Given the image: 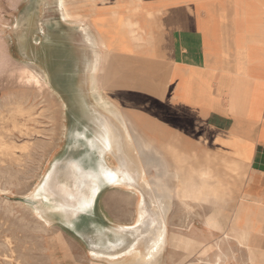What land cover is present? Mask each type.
I'll list each match as a JSON object with an SVG mask.
<instances>
[{"label":"rangeland","instance_id":"374dc122","mask_svg":"<svg viewBox=\"0 0 264 264\" xmlns=\"http://www.w3.org/2000/svg\"><path fill=\"white\" fill-rule=\"evenodd\" d=\"M168 1L171 7L179 8L178 5L185 0ZM251 1L258 3V0ZM123 2L126 3L128 0ZM54 3L55 0H0V63L2 64V66L0 64V145L6 143L14 146L10 150L0 147V264H9V262L10 264H248L245 250L232 238L224 236L223 231H216L205 226L209 209L194 203H191L189 208H185L174 196H171L169 209H160L164 218L163 237L165 238L154 246H148L144 257H140V254L145 253L147 233L153 226L150 224L154 217L151 211L154 209L148 205V202H151L150 195L138 185L130 186L133 190L125 186L102 189L94 208L89 213V222L92 225L88 231L75 219L66 221L63 210L56 207L51 198L49 202L43 200L44 198L38 192L52 166L70 154L77 156L84 150L79 147L80 150L72 152L69 149L73 142V132L81 130L92 141L94 132L87 118L97 115L107 118L110 113L116 112L111 105L103 110L95 104L98 95L102 99L105 97L104 91L90 93L88 66L93 47L85 39V35L90 33L84 31L80 24L63 20L61 10ZM77 3V1L74 2L73 6L82 7L80 1V4ZM241 4H243L241 0H232L229 9L234 12L236 5L241 7ZM213 13L214 10L211 9V13L207 15ZM181 25L182 30L189 31L185 22H181ZM204 31L207 35L206 39H212L210 28H204ZM235 58L237 57L234 56ZM214 60L213 57L210 61ZM236 61L239 62L238 58ZM163 65L165 70H168L171 61ZM159 67L160 65L157 66ZM173 69L175 70L172 66L168 79L162 80L166 85L164 89L166 96L169 93V84L174 81ZM195 74L196 71L192 69L181 72L179 84L181 86L182 83L181 90L188 89L187 94L195 86L194 84L187 86L183 79L187 78L189 82L191 77L187 75L194 78ZM17 76H21L20 80ZM161 82H158L159 85ZM145 85L147 86L145 89L152 92L153 89L148 88L149 83L145 82ZM141 104L136 111L140 130L127 119V114L122 112V115L125 116L124 122L129 134L131 133L130 136L132 135L135 150L142 151V155L147 156L146 160L149 161L144 165L146 180L151 181L149 187L157 186L156 183H152L154 178L164 175L168 178V174L164 156L155 148L145 146V142H142L144 141L143 133H154L159 138H167L182 150L196 154L199 162L202 163L205 160L207 149L200 133L198 134L199 130L197 131L192 123L203 121L201 111H187L192 117L186 118L181 115L178 108H173L166 100L148 104L141 102ZM16 107L20 108L19 112ZM155 123H158V128L150 131V126ZM84 127L87 130L84 131ZM83 144L85 142L81 141L80 145ZM112 158L111 154L104 157L106 164L110 167L116 165ZM95 160V156L91 155V165H94ZM191 164L194 165V162ZM211 166L221 170L220 164L216 162H213ZM112 194H116L113 196L114 199ZM136 194H143L146 201L144 205L148 206L146 214L137 224L135 223L138 202ZM167 202L164 198L162 199V203L166 206ZM186 238L197 242L193 248L184 251L179 246L176 247V241ZM70 243L76 250L70 248Z\"/></svg>","mask_w":264,"mask_h":264},{"label":"bare ground","instance_id":"6f19581e","mask_svg":"<svg viewBox=\"0 0 264 264\" xmlns=\"http://www.w3.org/2000/svg\"><path fill=\"white\" fill-rule=\"evenodd\" d=\"M76 1L78 2L77 4H80L79 3V1H80L82 4V7L81 6L76 7L75 5L73 6V3ZM210 2H211V0H188L191 18H187L185 16L179 15V16H177V18L172 19L169 17L170 10H169L168 4H167V0H128V2H126V3L123 2V0H56L57 7L61 10L63 20L70 21V22L75 23V24H80L84 31H88L90 33L88 35H90V37L92 39V45L94 48L92 65H91L92 85H93L94 91H96V93L98 90L104 91L105 97L103 99H105V101H103V99L98 95L99 103L100 102L103 103L102 105L105 109L108 107V105H111V106H113L112 108L116 109V112L112 113L111 115L113 117H115L118 121H120V126L123 128V132H124L123 141H122V143L120 142L119 145H116L118 152L123 154V156H128L131 154V152L133 151V145H132L133 142H132V139L130 137L131 133L129 134L128 130L125 128V125H124V123H125L124 117L125 116L122 115V112L127 114L128 115V116L126 115L128 117L127 119H129L132 123H134L135 127L138 130H140L138 122H137V118H136V115H137L136 111H138V106L142 105L141 102L148 104V103H152L155 101H163V100L165 101L167 99V101L169 103H171L177 107L185 106L181 102V92H180L181 86L179 84V81L181 80V78H180L181 72L179 70H177L176 68H175V70L173 69L174 70V72H173L174 81L169 84V93L166 96L165 90H164L166 85L163 84L162 80L168 79V77H169L168 73H169V71H171L172 66H170L169 69L167 68L168 70H165L166 68L164 67L163 64L169 62L171 60V57H172V55H171V53H172V41H173V39L171 37L172 29H183L181 22H185L186 28L189 31H199L201 29V26L197 20L198 14L200 12H203L206 15L210 14L211 9H212V7L210 6ZM258 3L261 6L258 7L256 12H260L262 19H263V23L261 24V27H260V37H262L264 39V2L262 3V0H258ZM244 7L245 6H243V4H241V7L239 5H236L234 12H238L239 11L238 8H244ZM59 9H58V12H59ZM240 11L246 12L247 10L245 8V10L241 9ZM51 36H53V35H51ZM87 40H89V39H87ZM62 46H63V44H62ZM41 47H42V45H41ZM235 53H237L235 56L238 58V61H239L240 56H243V53H242V51L238 52L237 50L235 51ZM2 58H4V57H2ZM4 60H1V61H4ZM10 60H11V58H10ZM163 61H165V63H163ZM214 61H216V60H214ZM209 62H211V61H209ZM18 64H20V63L18 62ZM24 65H25V63H24ZM159 65H160V67L157 68V66H159ZM1 66H2V64H1ZM166 67H167V65H166ZM192 70H194V69H192ZM25 73H27V72H25ZM196 73H198V75L201 76L200 71H196ZM17 74L19 75V73H17ZM30 74H31V72H30ZM28 75H29V73H28ZM6 77H7V75H6ZM17 77H18V80H20L19 77H21V76H17ZM159 81L160 82L162 81L161 85H159L160 84V83H158ZM133 82L135 85L133 84ZM145 82L149 83L148 88L153 89L152 92H149L150 91L149 89L148 90L145 89V86H146ZM17 83H18V81H17ZM51 85H52V83H51ZM85 91H86V89H85ZM141 92H144L145 94H140ZM179 92H180V95H179ZM186 99H187V97H186ZM193 103L194 102H192L190 104V106H188V107L186 106L183 108H186L187 111L198 112L199 110L196 108V105L193 106ZM99 108H101V107H99ZM2 109H3V107H2ZM16 110L19 112L20 108L16 107ZM98 110H100V109H98ZM192 123L194 124L195 129H197V131L199 130L200 137H202V142L204 145H205V143H209L210 141H216V142H218V145L221 146V148H222V150H218V151L214 150L212 153L207 151L205 154V160L202 163L197 160L196 154L189 153L186 150H182L180 147L175 145V143H173L170 140H167V138H159L154 133H152V134L151 133H149V134L143 133L144 141H142V142H145V146L146 147L151 146L152 148H155L157 150V152L162 154L165 158L164 159L165 160V169L167 171L168 178L166 175H164L160 178H154L155 180L152 181V183L154 182L157 185L156 187H153V188H154V191L157 192L156 196L161 200V204H159L160 208L169 209V206L171 203V196L176 197L179 200V202L181 203V205H183L185 208H189L191 203H194L197 206L206 207L207 209H209V213H208V215H206L207 217L205 220V226L207 228L213 229L216 231H223V233L225 234L224 236L232 238L233 241L238 246L242 247L245 250L246 260H247L248 264H264V250H261L256 245L251 244L252 234H255V238H257L259 236L256 234H261V226H260L261 222L259 221V218L264 217V209H240L242 204H243L241 189L243 187L244 179L246 177L248 152L244 151V150L240 151L239 148L235 145V143H230L227 140L221 139V140H224L222 142L219 138H215L210 133V131H212L213 129H211L209 127L206 128L204 126L203 121H200V120L199 121H193ZM157 128H158V123H155L154 125L150 126V129H151L150 131L155 130ZM200 129H202V132L200 131ZM18 136H19V134H18ZM113 139L114 138L112 137V134L107 129L106 138L104 140V142H105L104 144H105L106 148L110 147V144L113 141ZM140 141H141V139H140ZM115 142L117 143V140H115ZM12 145L13 144L9 145V144L3 143L0 145V147L2 149L10 150V148L11 149L14 148V146H12ZM23 147H25V146H23ZM32 153H33V151H32ZM143 156H144V154H143ZM152 157H153V155H152ZM193 162H194V165L191 164ZM213 162L220 164L221 170L220 169H218V170L214 169L211 166V164ZM123 165H124L123 163H120V166H123ZM120 166H116L117 171H115V172L107 171L105 176L108 177L112 181L114 187L125 186L126 188L133 190L129 186V182H132L131 173L129 172V173H122L121 174L120 171L118 170ZM127 168L132 172H136L138 179L140 181H142L145 186H148V187L150 186L151 181L149 182L146 180L145 170L140 166V164H139V166H137V169L135 168L134 165H133V168L130 166ZM4 178H5V176H4ZM6 178H7V176H6ZM25 179L27 180V178H25ZM33 181H35V180H33ZM121 183H127V184L121 185ZM25 187H27V186H25ZM31 195H33V194H31ZM114 195H116V194H114ZM114 195L112 194V198ZM137 196H138V202H137L136 213H135L136 214V217H135L136 218L135 219L136 224L141 221V219L143 218V216L145 214L144 197L142 194H138ZM33 198H34V195H33ZM163 198H164V200L168 201L167 206L162 203ZM124 199H126V197ZM2 200H3V198H2ZM43 200H45V199H43ZM128 202L129 201H127V203ZM11 205H14V204H11ZM172 205H173V203H172ZM25 213H27V212H25ZM186 215H188V214H186ZM112 219H113V221H115L114 218H112ZM199 221H201V220H199ZM19 223H17V224H19ZM163 223L164 222L162 220V223H161L159 228L152 229L151 233L153 234V236H152V239L149 240L148 246H154L156 243H160L162 238H165V237H163L164 233H165V228H164ZM188 223H189V221H188ZM151 224L152 225L155 224L154 219L152 220ZM178 224H179V222H178ZM172 226H174V225H172ZM203 226H204V224H203ZM185 229H186V227H185ZM4 230H6V229H4ZM126 230H128V229H126ZM121 232H123V231H121ZM67 238H68V236H67ZM196 243H197L196 241L186 238V239H179L178 241H176L175 245H176V247L179 246L184 251H189L191 248H193L195 246ZM215 244H217V243H215ZM104 246H105V244H104ZM70 248H73V247H71V243H70ZM74 249L75 248H73V250ZM75 254H77V253H75ZM161 259H163V258H161ZM239 260H241V259H239ZM5 262H7V261H5ZM3 264H6V263H3ZM9 264H10V262H9ZM17 264H19V263H17Z\"/></svg>","mask_w":264,"mask_h":264},{"label":"crops","instance_id":"0c3cea01","mask_svg":"<svg viewBox=\"0 0 264 264\" xmlns=\"http://www.w3.org/2000/svg\"><path fill=\"white\" fill-rule=\"evenodd\" d=\"M241 2L247 12L240 11L245 7L238 8V12L229 9L232 0H211L214 13L198 14L199 31L172 29L170 61L180 72L194 69L201 73V79L198 73L194 78L187 75L191 77L189 82L183 79L187 86L195 87L188 94V89L180 90L185 105L181 107L194 102L193 106L202 112L204 126L213 129L210 133L215 138L235 143L240 151L248 152L240 209H264V39L260 37L263 19L256 12L260 4ZM167 4L170 18H191L188 0L179 8L171 7L168 0ZM204 28H210L212 39H206ZM236 49L243 53L239 62L234 59ZM213 57L216 61L209 62ZM171 105L183 117H192L186 108ZM205 147L211 153L222 150L216 141L205 143ZM259 221L261 234H256L257 238L252 234L251 244L264 250V217Z\"/></svg>","mask_w":264,"mask_h":264},{"label":"water","instance_id":"95a60500","mask_svg":"<svg viewBox=\"0 0 264 264\" xmlns=\"http://www.w3.org/2000/svg\"><path fill=\"white\" fill-rule=\"evenodd\" d=\"M55 4L57 6L56 0ZM85 39L86 42L92 44V39L89 35L86 34ZM93 51L88 68L89 84L91 87L90 93L95 94L96 91H94L91 81ZM95 104L100 107L102 106L101 108L103 110L107 109L103 107V103H99L98 98L96 99ZM111 114L112 113H110L107 118L101 115L87 118V122L92 127L94 132L92 141L88 139L81 130H75L73 132V142L69 146V149H71L72 152H76L80 149L84 150L80 151L77 156L70 154L69 156L65 157L60 162L52 166L53 168L48 171L45 179L40 185L38 193L47 202H49L51 198L54 201L56 207L63 210L64 218L66 221H70L71 218L75 219L79 223L83 224L85 229L88 231L90 229V226L92 225L91 222H89V213L94 208L101 190L104 188L113 187L112 181L105 176L106 172L117 171L116 166H120V163H123L124 165L120 166L118 169L120 173H131L132 182H129V186L132 187L138 185L140 188H142V190L148 193L151 198V202H148V205L151 207V209H154L151 212L152 215H154L152 220H155V224L147 233L145 253L144 255H142L137 252L140 254V257H144L146 256L148 250L149 240H151L153 236V234L151 233L152 229L159 228L163 220L162 213L160 211V209L162 208H160L159 205L161 204V200L156 196L157 192L154 191L153 187L145 186L143 182L138 179L136 172H132L127 168L129 166L133 168L134 165L137 169V166H139L140 164V166L144 169V165H146V163H148L149 161L146 160L141 152H137L135 150V146L133 143V151L130 155L123 156V154L118 152L116 145H119L120 142L122 143L124 132L123 128L120 126V121H118ZM125 128L127 129L126 125ZM107 129L112 134V137L117 140L116 143L113 139L110 147L108 148H106L104 144ZM83 130H87L86 127H84ZM81 141H84L85 144L80 145ZM107 154H111V156L113 157L112 159L116 164L114 167H110L106 164L104 157ZM91 155H94L96 158L95 162L93 163L94 165H91ZM127 183H121V185H125ZM146 209H148V206L145 205V214L147 212ZM94 225L95 224L93 223V226Z\"/></svg>","mask_w":264,"mask_h":264}]
</instances>
